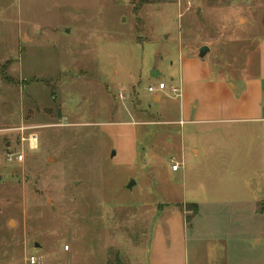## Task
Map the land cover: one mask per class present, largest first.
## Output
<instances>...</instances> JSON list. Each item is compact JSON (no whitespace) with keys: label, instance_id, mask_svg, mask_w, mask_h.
<instances>
[{"label":"rangeland","instance_id":"obj_1","mask_svg":"<svg viewBox=\"0 0 264 264\" xmlns=\"http://www.w3.org/2000/svg\"><path fill=\"white\" fill-rule=\"evenodd\" d=\"M263 42L264 0H0V264H150L146 211L209 164L172 86L204 89L206 65L239 85ZM261 243L188 264H264Z\"/></svg>","mask_w":264,"mask_h":264},{"label":"crops","instance_id":"obj_2","mask_svg":"<svg viewBox=\"0 0 264 264\" xmlns=\"http://www.w3.org/2000/svg\"><path fill=\"white\" fill-rule=\"evenodd\" d=\"M195 60L189 58L191 66ZM206 66L209 81L204 89L189 94L180 80L179 87H183V95L179 97L180 115L183 118L179 123L192 125L194 134L204 137L205 162L209 164L190 169L194 180L189 201L160 203L146 211L145 245L149 247L150 264H188L189 245L200 241L218 250L214 261H232L234 258L230 253L248 240L258 243L256 249L251 247L253 252L262 251L264 42L259 48L257 73L252 77L245 75L239 85L234 84L232 88L230 81ZM157 95L163 96L158 92L154 98ZM242 123L250 125L248 132H230L235 125ZM192 135L189 132V137ZM193 150L196 157L202 153L199 148ZM217 173H225L223 182L215 181L221 177ZM186 205H191L192 209L185 210ZM193 206H196V213ZM250 264L258 263L253 261Z\"/></svg>","mask_w":264,"mask_h":264},{"label":"built area","instance_id":"obj_3","mask_svg":"<svg viewBox=\"0 0 264 264\" xmlns=\"http://www.w3.org/2000/svg\"><path fill=\"white\" fill-rule=\"evenodd\" d=\"M166 88H167L166 84L164 82H160L159 86L157 88L150 86L148 90L150 92H158V91L165 90ZM172 92L178 97H182V95H183V90L181 87L172 86ZM122 97H123V94L120 93V98H122ZM22 158H23L22 155H20L19 160H22ZM179 168H180V166L178 163H176L172 166L173 170H178ZM29 260H30L31 264H36L38 262L36 256H31L29 258Z\"/></svg>","mask_w":264,"mask_h":264},{"label":"water","instance_id":"obj_4","mask_svg":"<svg viewBox=\"0 0 264 264\" xmlns=\"http://www.w3.org/2000/svg\"><path fill=\"white\" fill-rule=\"evenodd\" d=\"M209 51H210V48L207 45H204L199 48L198 56L200 58H203ZM49 161H53V158H50Z\"/></svg>","mask_w":264,"mask_h":264},{"label":"trees","instance_id":"obj_5","mask_svg":"<svg viewBox=\"0 0 264 264\" xmlns=\"http://www.w3.org/2000/svg\"><path fill=\"white\" fill-rule=\"evenodd\" d=\"M193 211L196 213V206H193Z\"/></svg>","mask_w":264,"mask_h":264}]
</instances>
